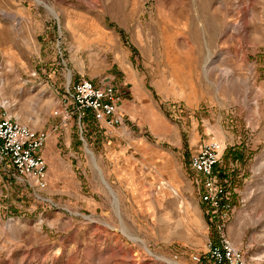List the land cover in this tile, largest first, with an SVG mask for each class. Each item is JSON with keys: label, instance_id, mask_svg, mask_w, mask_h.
<instances>
[{"label": "rangeland", "instance_id": "374dc122", "mask_svg": "<svg viewBox=\"0 0 264 264\" xmlns=\"http://www.w3.org/2000/svg\"><path fill=\"white\" fill-rule=\"evenodd\" d=\"M39 1L0 0V115L48 134L44 188L0 162V264H209L211 136L227 235L264 264V0ZM81 77L123 90L129 134L62 103Z\"/></svg>", "mask_w": 264, "mask_h": 264}, {"label": "built area", "instance_id": "2783aa9c", "mask_svg": "<svg viewBox=\"0 0 264 264\" xmlns=\"http://www.w3.org/2000/svg\"><path fill=\"white\" fill-rule=\"evenodd\" d=\"M120 98L114 83L81 77L70 81L61 101L72 104L79 121L91 114L96 122L119 124L122 121L118 112ZM47 137L43 130L11 116L0 115V162L10 164L17 173L29 176L38 187L44 188L47 174L42 148ZM223 149L221 140L211 136L204 139L190 156V167L199 176L194 182L210 232L206 253L194 259H203L209 264H251L245 252L234 246L227 235L233 210L231 191L227 180L215 171Z\"/></svg>", "mask_w": 264, "mask_h": 264}, {"label": "crops", "instance_id": "0c3cea01", "mask_svg": "<svg viewBox=\"0 0 264 264\" xmlns=\"http://www.w3.org/2000/svg\"><path fill=\"white\" fill-rule=\"evenodd\" d=\"M70 79H71V74L69 73ZM68 76V77H69ZM120 93L123 92L121 88H119L117 85H115ZM118 112L122 116V121L119 124H107L104 122H98L99 126L106 131L109 134H121L123 133L126 135L127 133L129 134V128L126 125V122L128 119H136V114L134 112L133 106L130 104H127L126 100H123V98L120 99V102L118 104ZM127 131V132H126ZM43 151V150H42Z\"/></svg>", "mask_w": 264, "mask_h": 264}, {"label": "bare ground", "instance_id": "6f19581e", "mask_svg": "<svg viewBox=\"0 0 264 264\" xmlns=\"http://www.w3.org/2000/svg\"><path fill=\"white\" fill-rule=\"evenodd\" d=\"M37 2H40L39 0H36ZM49 8V7H48ZM49 10L51 11V12H53L52 11V9H50L49 8ZM86 151L88 152V153H90V155L92 156L91 158H92V160H94V157H93V155L91 154V152L87 149V147H86ZM148 251V250H147ZM149 252V251H148ZM149 254H150V252H149Z\"/></svg>", "mask_w": 264, "mask_h": 264}]
</instances>
